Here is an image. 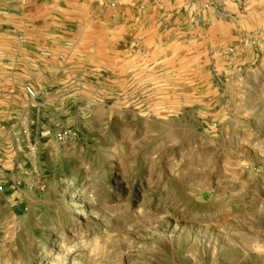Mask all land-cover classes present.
<instances>
[{
	"label": "rangeland",
	"instance_id": "1",
	"mask_svg": "<svg viewBox=\"0 0 264 264\" xmlns=\"http://www.w3.org/2000/svg\"><path fill=\"white\" fill-rule=\"evenodd\" d=\"M40 6L0 15V264H264V0Z\"/></svg>",
	"mask_w": 264,
	"mask_h": 264
},
{
	"label": "crops",
	"instance_id": "2",
	"mask_svg": "<svg viewBox=\"0 0 264 264\" xmlns=\"http://www.w3.org/2000/svg\"><path fill=\"white\" fill-rule=\"evenodd\" d=\"M50 0H0V15L7 13V8L10 7L11 9H16V7H20L22 10H28L31 9V15H36L39 12H35V10H40L42 6L45 5ZM51 1H57V0H51ZM85 2L88 0H84ZM91 1H97V0H89ZM118 1V0H117Z\"/></svg>",
	"mask_w": 264,
	"mask_h": 264
},
{
	"label": "built area",
	"instance_id": "3",
	"mask_svg": "<svg viewBox=\"0 0 264 264\" xmlns=\"http://www.w3.org/2000/svg\"><path fill=\"white\" fill-rule=\"evenodd\" d=\"M42 54H43V55H48L47 52H43ZM25 91H26L30 96H34V95H35V92H34L33 88L30 87V86H27V87L25 88ZM67 135H68V132H64L63 134H59V135H58V140L63 141V140L67 137Z\"/></svg>",
	"mask_w": 264,
	"mask_h": 264
}]
</instances>
